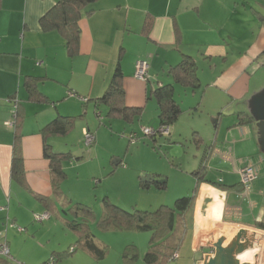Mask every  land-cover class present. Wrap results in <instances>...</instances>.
Listing matches in <instances>:
<instances>
[{
  "label": "crops",
  "instance_id": "0c3cea01",
  "mask_svg": "<svg viewBox=\"0 0 264 264\" xmlns=\"http://www.w3.org/2000/svg\"><path fill=\"white\" fill-rule=\"evenodd\" d=\"M56 1L0 0V242L6 243L9 254L4 257L13 264H40L61 253L57 264L80 250L97 260L78 245L77 232L70 225L77 217L65 202L77 199L70 191L64 193L62 181L59 190L54 188L44 149L49 145L55 152H69L68 161L79 159L76 138L85 129L92 132L96 113L99 124L102 112L109 117L106 105L97 98L117 65L122 71L124 104L142 108L138 130L130 133L158 126V106L148 104L151 91L171 82L168 69L189 55L196 63L199 86L191 90L174 84L177 98L185 93L180 103L188 105L181 113L191 114L204 106L207 116L215 119L208 142L197 154L200 159L195 153L193 163L180 167L188 186L158 199V205H172L177 196L193 197L185 215L188 229L172 260L264 264V155L255 122L240 123L238 115L241 110L251 111L245 100L264 88V0L255 1L246 12L252 20L243 17L246 13L241 15L239 0H96L93 11L79 19L80 39L72 50L57 30H42L39 25V18ZM241 5L247 6L245 0ZM139 59L148 64L146 80L134 77ZM60 117L69 119L65 133L45 130ZM182 121L183 125H169L167 139L180 142L187 127L195 142L202 141V128L193 114ZM205 121L203 128L208 129ZM74 128L78 135L71 134ZM15 146L21 157L19 176L12 171ZM201 163L205 173L197 176L191 166ZM246 165L253 166L257 178L243 185L239 170ZM153 176L166 184L163 173ZM43 212L49 216L36 221L35 215ZM71 246L75 250L66 254Z\"/></svg>",
  "mask_w": 264,
  "mask_h": 264
},
{
  "label": "rangeland",
  "instance_id": "374dc122",
  "mask_svg": "<svg viewBox=\"0 0 264 264\" xmlns=\"http://www.w3.org/2000/svg\"><path fill=\"white\" fill-rule=\"evenodd\" d=\"M255 1L262 2V0H245L247 6L243 8L241 0H239L241 15L246 13ZM243 17L253 19L250 13L244 14ZM246 37L247 41L251 40L250 36ZM177 93L176 91L175 101L184 110L188 105L185 101L180 103V99L185 93L182 92L178 98ZM184 99L189 104L190 99L188 97ZM148 102L149 106L156 104L153 97ZM248 104L249 100H245V105ZM190 113L182 112L179 117L180 121L175 122L183 125L182 120L184 118L190 120L193 114L195 120L200 122L198 125L202 128V141L198 143L194 141V137L187 127L185 129L187 131L186 137L182 138L180 142H173V140L167 139V135L160 133L156 134L157 138L154 141L153 136L144 135L141 129L135 140H129L130 130H138V116L133 122L128 123L116 117H107V119L105 112H102V123L100 124L98 117H93L92 134L95 137L96 132L100 130L99 137H95L93 142L87 143L84 140V135L79 134V138L77 137L74 142V149L80 155L79 159L64 160L63 166L66 170L61 187L64 193L70 191V195L77 199L74 202H79L92 209L86 220L89 222L91 233L100 241V247H104L106 253L104 258L94 260L84 252L76 250L74 254L63 257L57 264H77V262L82 263L83 260H87V264H147L143 257L149 247L151 231L103 229L98 226L95 215H99L103 211L102 200L104 198L126 210L133 208L152 210L157 207L159 197L160 199L161 197L166 198L168 192L176 195L180 193L177 192L180 190L179 188L188 186L189 179H184L180 175V167L186 168L188 163H193L195 159L193 155L196 153L195 155L198 156L197 154L205 147L208 138L211 136V127L213 128L215 119V116H207L204 106H199ZM92 114L93 111H90V117ZM146 117H151V108L147 109ZM204 118H206L205 122L208 129L203 128ZM154 119L157 121L156 114ZM79 120L77 119L76 122ZM148 126L153 129L157 128V125ZM71 134L78 135V132L74 128ZM199 144L201 145L199 146ZM60 146L56 145V147ZM198 157L200 159L201 155ZM78 163H80L79 168L75 166ZM191 167L196 170L199 168V164L197 166L193 164ZM157 172H161L167 177L164 190L157 189L154 183H150L147 188L141 186L140 182H143L146 175L155 177L153 174ZM172 200L170 203L174 202V198ZM151 203H153L152 206H150ZM98 240L96 241L99 243ZM47 245H49L48 242ZM132 258L134 260L130 261ZM234 261L232 258V263ZM164 264H177V262L172 260Z\"/></svg>",
  "mask_w": 264,
  "mask_h": 264
},
{
  "label": "trees",
  "instance_id": "16d2710c",
  "mask_svg": "<svg viewBox=\"0 0 264 264\" xmlns=\"http://www.w3.org/2000/svg\"><path fill=\"white\" fill-rule=\"evenodd\" d=\"M96 0H57L40 18L39 25L42 30H57L64 38L70 50L77 47L80 39L79 19L83 14H90ZM171 82L161 83L151 91V96L158 106L159 125H171L181 113V108L174 98V84H179L183 88L191 90L199 86V79L196 75L195 60L189 55H183L180 61L168 69ZM122 71L117 65L111 80L104 93L97 98V102L103 103L107 107L106 115L109 117H120L125 122H131L133 118L141 114L142 108L137 106H127L124 104V91L121 85ZM96 113V112H95ZM97 117L99 116L98 113ZM240 123L253 122L252 116L245 110L239 111ZM17 113H15V125L17 124ZM99 118V117H98ZM69 119L56 118L45 128L48 132L63 134L66 131V123ZM17 137V136H16ZM16 145V144H15ZM44 153L50 162V172L52 183L55 189L59 190V184L65 176L62 162L71 159L69 152H55L49 145L44 149ZM21 167V157L18 148H14L12 157V171L19 176ZM193 173L197 176L205 173V163H201ZM141 186L147 188L150 183L140 182ZM158 189H165L166 184H154ZM193 197L184 195L175 198L172 205L159 204L155 209L133 208L126 210L110 203L107 198L102 200L103 211L98 215V226L108 230H138L151 231L149 247L144 254V261L147 264H164L172 260L171 256L178 250L183 236L188 229L185 215L191 206ZM69 210L73 212L77 219L70 220L71 227L78 235V245L89 251L94 258L102 259L105 256V248L100 247V243L95 241L89 229V222L86 220L92 212L90 207L79 202H69ZM72 203V204H71ZM95 219V217L92 216ZM67 250L70 254L75 250ZM62 256L61 253L53 254L49 259L40 264H54L56 258ZM134 260L133 258L130 261ZM0 264H13L0 255Z\"/></svg>",
  "mask_w": 264,
  "mask_h": 264
},
{
  "label": "built area",
  "instance_id": "2783aa9c",
  "mask_svg": "<svg viewBox=\"0 0 264 264\" xmlns=\"http://www.w3.org/2000/svg\"><path fill=\"white\" fill-rule=\"evenodd\" d=\"M147 68L148 64L145 60L139 59L135 62V71H134V77L140 80H146L148 75H147ZM7 125L12 126V122L8 121L6 122ZM141 131L143 132L144 135L148 136H155L157 133L163 134V135H169V126L168 125H158L156 129H153L151 127H141ZM84 135V140L87 143L93 142L94 136L92 132L89 130L85 129L83 131ZM129 140H135L137 138V133L132 132L129 134ZM239 178H240V183L243 185H246L252 181H254L257 178V173L255 172L253 166L251 165H246L243 166L239 170ZM49 216L48 212H43L41 214H36L35 215V220L36 221H41ZM18 230H22L21 227H18ZM1 234V233H0ZM70 251L73 250V248H69ZM0 255L3 256H9L8 254V248L6 246V243L4 241L0 242ZM178 256V253L175 252L172 256L171 259H175Z\"/></svg>",
  "mask_w": 264,
  "mask_h": 264
},
{
  "label": "water",
  "instance_id": "95a60500",
  "mask_svg": "<svg viewBox=\"0 0 264 264\" xmlns=\"http://www.w3.org/2000/svg\"><path fill=\"white\" fill-rule=\"evenodd\" d=\"M249 106H250L251 111L248 113L252 116L256 124L257 131H258L257 141L264 155V88L260 94L251 98V100L249 101ZM143 182L162 184L164 182V179L152 177L148 174L143 178ZM238 252H242V250L239 248ZM238 252H235V253H238ZM217 258H218V254H217ZM214 260L215 259H211L210 262H208V264H214L215 262Z\"/></svg>",
  "mask_w": 264,
  "mask_h": 264
}]
</instances>
